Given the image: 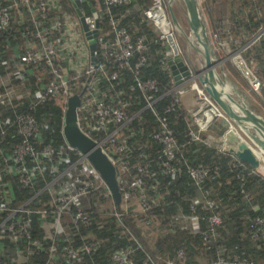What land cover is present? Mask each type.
<instances>
[{"label":"built area","instance_id":"1","mask_svg":"<svg viewBox=\"0 0 264 264\" xmlns=\"http://www.w3.org/2000/svg\"><path fill=\"white\" fill-rule=\"evenodd\" d=\"M129 2L131 0H95L94 4L91 0H0V141L6 137L18 138L12 142L11 151L0 149V182L7 174H11L17 177L19 184L31 186L36 177L43 175L49 166L54 168L52 179L47 180L40 191L20 205L11 203L5 189L7 184L0 185V216L6 214L0 218V230L13 243L25 238L29 246L45 248L44 242L33 238L31 232L32 215L46 212L49 207L50 202L42 203L41 208L30 205L42 190H47L49 201L56 207L57 216L53 229L56 233H61L65 231L61 216L66 211L70 212L77 227L90 226L93 218L85 206V198L103 187L109 189L100 171L88 156L71 145L66 138V147H56L49 143L42 146L35 144L43 129L35 110L50 97L57 99L62 105L65 118L69 97L75 93L80 94V126L89 135L94 133L99 137L91 135L101 143L114 163L121 167L123 176L125 171H129V140L137 134L134 121L140 115V111L130 113L127 102L122 98L123 90L119 87L122 72L131 71L145 98L144 108L151 109L156 118V127L150 135L161 144V150L156 160L158 168L153 167L149 160L138 162L131 178L125 179L122 186L120 184L121 191H124L125 199H130L132 189L140 190L142 195L138 207L148 211L160 203L158 198L149 195L148 178L158 172L171 177L179 172L178 161L182 145L170 126L168 113L181 101V92L176 86L180 84L175 83L167 92L171 94L172 101L161 110L157 105L161 97L158 79L145 78L141 74V68L148 60L145 54L146 38L144 35L135 34L130 26L123 24L125 13L116 11L117 6ZM256 9L257 4L245 7L246 13L255 12ZM258 12L261 13L262 9ZM143 13L144 17L155 25L162 44L170 49L171 55L168 58L179 53L175 46L177 24L169 16L164 1L152 0L144 7ZM83 18L88 19V29L84 27ZM234 21L231 17H225L222 27L210 32V37L226 53L223 59L231 57L251 86L260 92L263 81L259 66L245 56V51L264 37V24L247 38L242 32L239 35L233 33ZM221 34L225 37L220 38ZM90 35L96 38L95 50L91 47L90 40L93 37ZM245 38L247 41L243 43ZM214 48L212 45L213 50ZM31 70H35L33 75L37 79L34 91L28 83ZM197 85L195 83L194 86L207 105L203 110L205 116L197 119L196 127L192 125L189 134L193 140L210 143L204 133L214 119L219 116L229 118L205 88ZM207 112L211 114L208 115ZM140 118L142 119V116ZM125 128L127 131H124ZM223 142L225 147L222 148L228 149L226 136L223 137ZM62 163H66V166L61 168ZM187 173L196 184L201 185L208 176L209 169L205 165H188ZM107 195H112L110 189ZM199 204L210 214L201 213L198 210ZM131 208L133 207L129 205L126 207L127 211ZM116 213L122 215V212ZM180 217L191 220L195 229H199L207 248L214 245L218 235L217 226L223 222V218L215 213L212 200L202 201L199 197L194 198L190 204V212L177 215L176 219L181 220ZM201 219L208 221V228H199ZM248 232L254 238L264 234V215L251 219ZM54 243L50 245L47 261L37 264H56L57 246ZM100 247L99 240L85 242L80 246L67 243L63 246L61 255L69 260L83 262L85 255H93ZM11 249L16 250L17 247L3 246V256ZM134 250L130 245L118 249L113 253V264H133ZM185 257L186 249L179 245L170 257H158L153 263L182 264L181 260ZM215 262L258 264L245 251L239 249H233L229 259L219 256ZM0 264L9 262L4 259ZM89 264L100 262L92 260ZM187 264L211 263L201 261Z\"/></svg>","mask_w":264,"mask_h":264},{"label":"trees","instance_id":"2","mask_svg":"<svg viewBox=\"0 0 264 264\" xmlns=\"http://www.w3.org/2000/svg\"><path fill=\"white\" fill-rule=\"evenodd\" d=\"M91 1L93 4L95 3V0ZM151 2L152 0H131L127 4L117 6L116 11L120 14L125 13L122 19L123 24L130 26L135 34L144 35L146 38L145 54L148 56V60L142 66L141 74L145 78L158 79L161 97L157 105L163 110L164 106L172 101L171 94L167 92L175 86L176 82L170 64L167 62L171 51L159 40V33L155 25L144 17L143 9ZM228 4V13L235 20L234 34L239 35L242 32L248 38L264 24V0H228ZM256 4L255 12L246 13V6ZM236 7L239 12L235 9ZM261 9L262 12L259 13L258 11ZM210 12L217 22L216 12L212 9ZM218 27L220 25L217 23L216 28ZM247 38L243 40V43L247 41ZM245 56L259 66L263 86L257 95L264 101V37L249 46L245 51ZM229 65L240 75L232 63L229 62ZM34 73L35 70H31L28 78L32 91L37 86ZM16 83L19 85L17 81ZM119 87L123 90L122 98L127 102L130 113L140 111V115L134 121L137 134L129 140L130 148L127 160L129 171L123 173L120 183L122 186L124 180L131 178V173L136 171L138 162L149 160L153 167L158 168L156 160L161 150V144L152 139L150 135V132L156 127V118L151 109L144 108L145 98L131 71L124 70L122 72ZM35 114L43 124L41 135L35 140V144L42 146L49 143L56 147H66L62 132L64 111L57 99L50 97L39 104ZM168 115L170 126L182 145L179 157L182 156L186 160L178 161L179 172L174 177L158 172L155 176L148 178L150 197L160 200L157 207L148 211L138 207L142 195L138 189H132L130 199H125L122 190V201L118 203L113 195H107L109 189L103 187L91 193L84 200L88 213L93 218V223L90 226L77 227L72 221L70 212L66 211L61 216L65 231L56 233L53 224L56 221L57 210L49 201L50 196L47 190H42L39 197L32 200L30 205L41 208L42 203L50 202L49 207L46 208V212L32 215L31 232L33 238L41 239L44 242L45 248L37 249L34 246H29L25 238L13 243L0 230V261L7 259L9 264L43 263L49 258L50 245L55 242L54 244L57 246L55 250L57 252L56 264H89L92 260H97L100 264H113V253L125 245L135 248L132 253L133 264H154V259L158 258L155 248L159 242L175 238L184 239L180 243L186 249V257L181 260L182 264L201 261L211 264H227L215 261L219 256L229 259L233 249L243 250L256 263L264 264V234L254 238L248 232L251 219L257 215H264V174L250 163L239 160L228 149H223L221 141L208 143L202 140H193L189 134V129L192 127L191 119L188 111L183 107L182 101L178 102L175 109ZM218 121L215 125L213 124L212 133L221 136L228 130L230 122L225 117L219 118ZM193 126L196 127L195 124ZM124 131H127L126 128ZM91 135L99 138L94 133ZM17 139L16 137L2 139L0 149L11 151L12 142ZM188 165L208 167L209 174L201 185L196 184L188 175ZM64 166L66 163H62L61 168ZM53 169L49 166L43 175L40 174L36 177L31 186L19 184L18 180L16 181L17 177L11 174H7L0 185L6 183V193L11 199V203L20 205L40 191L47 180L52 179ZM196 197L201 198L202 201L212 200L215 204V213L220 214L223 218V222L217 226L218 235H216V241L211 248H207L199 229L188 227L187 219L182 217H180L181 220L176 219L177 215L190 212V204ZM127 205L133 208L127 211ZM198 210L201 213L210 214L202 204H199ZM117 211L122 212V215L119 216ZM2 217L0 216V218ZM208 227V221L201 219L199 228ZM93 240L101 241V247L93 255H85L83 262L69 260L61 255L62 248L67 243L80 246ZM3 246H14L17 249H11L8 254L3 256L1 251Z\"/></svg>","mask_w":264,"mask_h":264},{"label":"water","instance_id":"3","mask_svg":"<svg viewBox=\"0 0 264 264\" xmlns=\"http://www.w3.org/2000/svg\"><path fill=\"white\" fill-rule=\"evenodd\" d=\"M188 11V20L197 48L202 52L205 65L201 69H193L180 53L169 59L174 81L181 84L185 81L198 80L203 84L207 93L224 110L227 117L233 120L244 131L245 136L234 130L232 124L226 131V139L231 151L239 160L250 163L256 169L264 164V117L255 112L248 104L237 99L229 90V85L220 73L214 60V52L209 38L207 23L201 13L198 0H184ZM172 18L177 23V17L172 11ZM88 19L83 18L85 29H88ZM93 37L92 35H90ZM95 36V35H94ZM93 50L97 48L96 38L90 40ZM93 58H96L94 53ZM81 96L78 93L68 99L64 118L63 133L67 141L84 152L100 171L115 200L122 201L121 176L122 169L115 164L101 143L82 129L79 124V106Z\"/></svg>","mask_w":264,"mask_h":264},{"label":"rangeland","instance_id":"4","mask_svg":"<svg viewBox=\"0 0 264 264\" xmlns=\"http://www.w3.org/2000/svg\"><path fill=\"white\" fill-rule=\"evenodd\" d=\"M163 1L166 4L169 16L172 17V11H173L177 17V23H176L177 25L175 27L176 29L175 46L177 50L183 56L184 60L186 59L188 60L187 63L192 69L193 68L201 69L205 65L204 57H203L202 52L199 51L197 48L198 42L196 41L195 38L193 39L194 35L189 25L188 11H187V7L185 5L184 0H163ZM198 1H199L201 13L207 23V28H208V33H209L211 44L214 45L215 47L213 52L215 56L214 60H218V63L216 65L217 71L220 73L221 76H223V78L226 80L229 86L236 87L237 89L241 91L244 101L247 102V104L255 112H257L258 114L264 117V101H262L257 95V90H255L251 86L249 80L243 75V73L238 68V66L235 64V62L233 61L231 57H227L226 59H223L226 53H224V50L217 45V43L215 42L214 39H212V37H210V32L212 33L213 31L222 27V22L225 20V17L228 18L232 16L230 15V13H228L229 12L228 11L229 10L228 0H198ZM210 9L216 12L217 18H218L217 22H215L213 15L210 12ZM235 9L237 10L238 8L236 7ZM237 12L239 11L237 10ZM217 23L220 25V27L218 28H216ZM223 37H225L224 34H221L220 38H223ZM229 62L232 63L234 67L240 72V75H238L236 71L233 68H231V65H229ZM192 73L195 74L194 69ZM193 80H197L198 87L200 88L204 87L203 84L200 83L198 78H194ZM234 90L235 89L231 88V93L235 92ZM234 96L237 99H239L237 95H234ZM219 118H221V116H219L217 119ZM235 127L237 128V129L234 128L235 131H237L239 134L247 138L243 130H241L236 125ZM247 139L250 141L249 138ZM221 142H222V147H225V144L223 143V139L221 140Z\"/></svg>","mask_w":264,"mask_h":264},{"label":"crops","instance_id":"5","mask_svg":"<svg viewBox=\"0 0 264 264\" xmlns=\"http://www.w3.org/2000/svg\"><path fill=\"white\" fill-rule=\"evenodd\" d=\"M185 61L187 62L188 60L186 59ZM195 83L198 84L197 80L185 81L184 83H182L180 85H176L179 88L180 92H181L182 105H183L184 108H186V110L189 113V118L191 119V121H190L191 122V124H190L191 126L193 124L197 125V119H200L203 116H205L203 110H204V108L207 105L204 97L200 94L198 89L194 86ZM231 88L235 89L234 90L235 92H233L234 95H237L239 97L240 101H242V102L247 104V102L244 101V98L242 96L241 91L239 89H237L236 87L230 86V89ZM217 118L214 119V121L211 123V125L209 126L207 131H205V133H204V136L206 137L207 141H209L210 143H213L215 141H221L223 139V137L226 136L225 135L226 133L224 135H221V136L212 133V127L216 123L219 122L218 121L219 119H217ZM228 120H229L230 124H233V126L236 125L237 127H239L233 120H231V119H228ZM226 145H228V144H226ZM179 160L180 161H182V160L185 161L186 159L183 158L182 156H180ZM259 171H261L264 174V164L262 165V167H261V169ZM187 220L188 221H186V223H187L188 227L195 228L193 223H192V221L189 220V219H187ZM183 240L184 239L170 238V239H168L166 241H160L159 244L157 245V247L155 248V252L157 254V257H161V258L170 257L175 252V249L177 248V246L180 245L181 242H183Z\"/></svg>","mask_w":264,"mask_h":264},{"label":"bare ground","instance_id":"6","mask_svg":"<svg viewBox=\"0 0 264 264\" xmlns=\"http://www.w3.org/2000/svg\"><path fill=\"white\" fill-rule=\"evenodd\" d=\"M181 28V27H180ZM192 36V35H191ZM193 39H194V37H193ZM203 65V64H202ZM229 90H231L230 88H229ZM208 113V115H210L211 113H209V112H207Z\"/></svg>","mask_w":264,"mask_h":264},{"label":"clouds","instance_id":"7","mask_svg":"<svg viewBox=\"0 0 264 264\" xmlns=\"http://www.w3.org/2000/svg\"><path fill=\"white\" fill-rule=\"evenodd\" d=\"M264 159V158H263ZM259 170V169H258Z\"/></svg>","mask_w":264,"mask_h":264}]
</instances>
